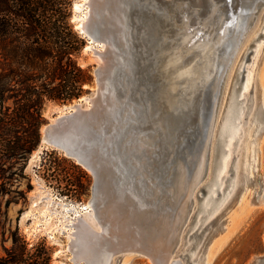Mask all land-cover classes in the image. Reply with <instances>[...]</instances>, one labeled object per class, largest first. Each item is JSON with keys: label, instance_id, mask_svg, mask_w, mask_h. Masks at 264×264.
Instances as JSON below:
<instances>
[{"label": "rangeland", "instance_id": "1", "mask_svg": "<svg viewBox=\"0 0 264 264\" xmlns=\"http://www.w3.org/2000/svg\"><path fill=\"white\" fill-rule=\"evenodd\" d=\"M85 1L86 0H72L70 11L71 23L75 27V30L85 38L86 45H90L87 50L84 49L82 51L80 58L81 65L89 68L93 76V82L91 85L86 86V94L83 96L88 100L81 102L79 99L70 104L63 105L55 103L48 104L44 111V124L54 123L63 112L69 114L73 113V111L67 110V107L80 104L82 109H89L91 107L90 100L97 94L98 85L95 71L102 64V59L98 55V52H100V50H106L107 44L105 39L108 36L107 34L100 35L95 32L94 36L81 33L83 31L77 29L79 22L84 19V17L87 16V20L91 19L92 7L90 8V12L85 9L78 12L74 11V5L76 3L82 4ZM115 1H111L110 3L112 4L109 3V6L107 5L103 14L100 15V27H108V20H110L112 16L114 17V3H117ZM213 3L219 7V10H223L226 16L233 21L235 27L240 25L241 34L240 40L224 74L218 94L216 129H219L221 123L224 122L222 118L224 117V111L228 108L234 84L233 82L235 81V76L240 72L238 68L240 64L243 65L242 60H244L246 70L243 71L242 69L241 73L245 76L247 75V71L254 70V83L249 92V109L245 110L248 115L242 123L247 132L244 138V147L241 152L239 151L241 147H239V144L244 140L243 137L236 141L233 149H230L228 143L221 144L218 142L217 146L219 144V146L223 147L218 151L217 155H215L217 147L214 148L216 140L215 138L212 140L209 156L207 158V167L205 168L206 174L204 173L205 176L203 180L198 184L191 197L193 203L190 212H187L188 216L182 227L179 241L168 262L170 263L177 260L181 264H264V127L262 129V121L264 119V30H261L264 26V1L229 0L226 2L225 0H213ZM177 4L178 6L182 5L180 11L173 7L167 10L169 11L168 14L173 17V22L180 29L178 32L182 34L181 42L187 37H193L192 41L188 44L190 48L187 49L189 50L186 49L184 54V56H187L196 50L195 47L197 45L201 42L204 43V32H206V30L209 32L210 30L204 26V22L211 13L209 15L205 13V8L200 3V0H180ZM258 4H260L259 8L257 7L256 9ZM118 5L120 14L118 13L117 20L113 19L116 23H111L109 24V28H106L108 29L107 32L111 30L113 32L112 34L120 38V47L119 49L117 48L116 58L112 65L107 85L109 88V96L112 98L113 102L117 104L121 112L118 115V121L126 128L122 140L123 147L125 146L124 148L126 149L124 150L121 146L120 151L124 150V152L126 151L128 152L127 154H129L126 159V167L129 168V170H127V173H125L123 177L119 176L121 181H118V184L112 182V188L108 193L111 203L117 202L121 205H126V207L131 206V212H135L131 214L133 217L135 215L143 219L145 216L143 222L147 220L148 225V223L150 224V220L152 225L155 226L162 216H168L170 214L168 212L157 213L159 210L155 203H157V197L159 195L156 193H161V197L166 199L169 190L172 189V186L166 185L164 187L160 182L169 178L174 167H177V164L181 163L184 167H187L190 158L195 161V155L198 154L196 153L197 151H195L194 154L188 153L187 160L183 161L179 156L174 155V148L171 147L170 153L164 158L165 164H170L165 170V175L163 172L153 169L155 166L154 160L158 159L155 153L159 151L158 133L156 129H154L155 127H153V129L144 128V125L140 122L138 123L137 121L127 119L135 116L131 108L134 107L136 109L138 106H134V103L129 100V91L118 98L113 89L114 86H118L121 90L128 89L129 87L126 75L124 74V71H127L124 59L126 58L127 48L130 43L128 40L129 30L127 28L125 15L126 5L122 2ZM160 12L164 13L163 10H160ZM188 32L191 33L189 34ZM255 39H257V42H254ZM90 40L102 43L104 46H101V48L96 47L90 44ZM193 44L196 45L194 46ZM259 44L261 46L258 52H256ZM190 45H192V47ZM102 47L104 48L102 49ZM192 60L194 61L189 66L194 65L198 58L188 59L185 63L187 62L188 64V62ZM184 85L185 84H181L180 86L178 85V87L182 88ZM204 90L206 92L207 89L203 88V93L197 96V101L200 102L199 104H203L206 98ZM240 93L241 89L237 94ZM219 99L220 106L218 107ZM257 108L261 109L260 113L263 114V118H261V120L259 118V121L257 120L260 113H255ZM198 119H200L199 122L202 121L203 123L200 116ZM114 123L116 122L114 121ZM128 124H130L129 127H126ZM200 130L205 133V128ZM174 133L177 134L178 132L175 131ZM110 137V132L101 131L97 135L95 133L83 134L79 139L81 141L87 138L95 144V147H99L101 150L107 149L110 154L106 156V159L114 163L117 160L110 152L112 148L109 142ZM181 137L183 136L179 138ZM204 140L205 138H203L202 142H204ZM196 141L199 142V139ZM140 142L143 144L142 150L144 149L141 152L137 149ZM206 143L207 141L205 144ZM107 146H109V148ZM152 150L154 151L152 152ZM226 150H229V152L227 153ZM201 151L203 153V149H201ZM46 152L49 153L46 154ZM50 152L53 153L51 154ZM230 153L233 155L234 160L231 164L229 178L225 181L228 182V185H231V181L235 180L236 165L238 161L241 160V169L244 179L243 185L238 191L234 192L235 189L231 190L227 198L219 195L218 205L221 204L223 200L224 202L216 210H212V214L208 217L199 231L194 234L196 222L203 214V204L209 196V192L206 190L207 185L213 181L211 179L212 174L221 165V160L224 162ZM201 157L202 154L200 158ZM72 164L79 166L85 171L87 176L82 178V188L74 186L72 187V191L68 193L66 189H64V182L70 179L74 181L75 177H78V170L72 167ZM112 169L113 173L111 177L118 178L116 172L114 173V165H112ZM15 170L10 183L11 185L9 187L7 186V188H9V193L4 199L0 198L4 203L7 199L11 201L6 213L5 207H3L4 214L0 217L1 222L6 229H15L18 227L20 233L25 236L26 240L30 243L45 242L52 252L51 264H58V261L73 264V249L77 247L78 227L87 228L91 236V240H88V246L90 247L93 241V234H100L102 231L98 218L95 217V221L91 219V214H93L91 210L94 208L91 203L94 196L93 173L79 164L75 158L68 156L64 150L52 147L37 149L26 162L23 173H21V170ZM162 174L164 176H162ZM29 184L31 188L28 187ZM202 188L206 191L205 195H202ZM145 193L147 197H145ZM200 197L201 199H199ZM140 199L149 200L151 208L137 203V210L146 211L151 209L154 217L149 213L143 217L136 213L132 201L137 202L138 200L140 201ZM153 199L155 203H151ZM117 203L112 205L117 208ZM86 205H91V210L90 208L86 209ZM104 206L107 207V204ZM163 210L166 211V208H163ZM213 219H215V221L207 227V224L211 223ZM73 223L74 227L70 226ZM110 225L112 226L113 224L111 221H108V231L111 237L110 247L112 248L116 244V238L112 231L113 227H110ZM70 228H76V233L69 235L70 231L68 230ZM2 244H5L6 247L11 246V242H3V237L0 235V253H3ZM101 251L100 254L102 255L103 250ZM56 253H59L57 254L58 256H56ZM113 255L110 264H154L149 256L142 254L129 256L127 252ZM198 256L199 259H197ZM100 257V262L105 258L104 264H109V262H106L108 259L104 255ZM82 261V263H85L84 260Z\"/></svg>", "mask_w": 264, "mask_h": 264}, {"label": "water", "instance_id": "2", "mask_svg": "<svg viewBox=\"0 0 264 264\" xmlns=\"http://www.w3.org/2000/svg\"><path fill=\"white\" fill-rule=\"evenodd\" d=\"M107 1L110 2L111 0ZM179 1L180 0L115 1L117 4L122 2L126 5L125 15L127 28L129 30L128 40L130 43L127 48L126 58L124 59L125 68L127 69V71H124V74L126 75L129 87L128 89L121 90L118 86H114L113 89L118 98L129 91V100L134 103V106H138L136 109L134 107L131 108L135 116L127 119L137 121L138 123L140 122L144 125V128L153 129V127H155L154 129H156L159 138V151L155 152L158 159L154 160L155 166L153 169L163 172V174L170 165L165 164L164 158L170 153L171 147L174 148V155L179 156L183 161L187 160L188 153L194 154V152L201 147L204 131L200 130L202 129V121L199 122L198 118L200 116L202 120H205L210 110L208 96L204 99L203 104H199L200 102L197 101V94H195L197 96L192 98V96L186 93L181 87L173 92L172 89L169 88V83L167 81L168 74L166 70H164V66L172 48L176 45L180 46L182 51L189 48L188 42L180 44L182 34L178 32L180 29L173 22V17L168 14L169 11L167 10L173 7L180 11L182 5L178 6L177 2ZM225 1L228 2L229 0ZM97 3H99V0L92 1L91 19L95 16ZM200 3L204 6L205 13L209 15L213 8L212 0H200ZM259 5L260 4L257 5L258 8ZM160 10H163L164 13H161ZM210 17L211 16H208V18ZM85 30L87 34L94 35L95 32L100 35L107 34L108 36L105 39L107 44L106 50L101 53L98 52V55L102 59V64L95 71L98 85L97 94L91 99L92 106L89 109H82L78 106L77 111L71 115L61 117L54 123L44 124L41 129V141L38 149L52 147L64 150L68 156L75 158L79 164L90 170L94 175V196L91 203L97 211V218L100 222L102 231L100 234H93L92 245L91 248H89V252L91 251L93 254L91 259L93 263L95 255L97 254L98 257L101 255V250H103L101 256L103 257L104 255L108 260H110L113 254L119 255L126 251L122 248L112 249L113 247H110L111 237L108 231V223L101 215L99 207L102 205V202L105 201L108 190H111L112 182L118 184V181H121L119 176L123 177L124 174L127 173V170H129V168L126 167V159L129 154H127L128 152L126 151V153L124 152L126 148H124L125 146L123 147L122 144L126 128L118 121V115L121 112L117 104H115L109 96V88L107 85L112 65L116 58L117 48L119 49L120 47V38L112 34L113 32L111 30L107 32L104 27L92 28L88 26L85 27ZM208 33L207 31L205 32L204 40L207 38ZM244 77V74H242V77L238 81V89L241 87V82L244 80ZM169 98L172 99V107L168 104ZM114 121L116 123H114ZM129 125L130 124L126 127H129ZM101 131L111 133L109 142L112 148L110 152L112 156L116 158V163L106 159V156L110 154L107 149L101 150L99 147H95V144L87 138L81 141L79 139L83 134L95 133L97 135ZM175 131L178 133L175 134ZM180 136L183 137L179 138ZM197 139H199V142L196 141ZM121 146L124 148L123 151H120ZM107 147L109 148V146ZM219 149L220 146L218 144L215 155H217ZM112 165H114V173L116 172L118 178L111 177L113 173ZM176 168L175 166L169 178L161 182L159 181L162 186L165 187L166 185H170L175 189L174 184L177 176ZM187 170L189 175H191L192 165H188ZM163 174L162 176L165 175ZM203 189L204 188L201 189L203 191L202 195H205L206 191ZM145 197H147L146 193ZM199 199H201V197ZM132 202L139 216L143 217L149 213L154 217L151 209L146 211L137 210V203L151 208L149 200L140 199V201ZM168 202L170 201L167 195L164 204L167 203V205H170ZM149 222L151 221L149 220ZM140 243L138 242V244ZM135 252L149 256L152 262L157 264V261L149 253L144 251L141 244L139 247L135 248Z\"/></svg>", "mask_w": 264, "mask_h": 264}, {"label": "bare ground", "instance_id": "3", "mask_svg": "<svg viewBox=\"0 0 264 264\" xmlns=\"http://www.w3.org/2000/svg\"><path fill=\"white\" fill-rule=\"evenodd\" d=\"M92 1L93 0H86L82 4L76 3L74 5V11L78 12L85 9L86 11L88 10V12H90L91 10L90 8L92 7L91 6ZM104 1L105 0H99V3H97L96 5L97 8H96L95 16L92 19L87 20V16H86L84 17V19H82L79 22L77 29L82 30L83 32L81 33H85L86 31L85 27L88 26L92 28L100 27L99 24L100 15L103 14L104 10L107 8V5L109 6V3L112 0L110 2H108L107 0L105 2ZM114 1L115 0H113L112 2ZM212 6L213 8L211 11L212 14L210 15L211 17L207 18L206 21L204 22V26L210 29L207 38L204 40V43L200 41L201 43L195 47L196 50L187 56H184L186 50L182 51L181 47L176 45L171 50V53H169L164 66V70H166L168 74L167 81L169 83V88H171L173 92L178 90L179 88L178 85L180 86L181 84H185L182 87V89L193 98L194 96L203 93L202 89L205 88L207 89L206 92L204 90L206 95L205 97L208 96L209 104H210L209 114L207 118L203 120L202 123L203 128H205V133H204L205 140L204 142H202L201 147L196 152L198 155H195L196 156L195 158L193 157L195 161L191 160L190 158L188 162L189 166L192 165L191 175H189V173L187 172L188 166L184 167V165H182L181 163L177 164V176H176V182L174 184L175 189L172 188L171 190H169V193L167 194L170 201L168 202V204L170 205H167V203L164 204L166 199L164 197L163 198L161 197L162 195L161 193L159 194L156 193L157 195H159L157 197V203H155L154 199L151 200V203L154 202L158 206L159 211L157 210L158 211L157 213L168 212L170 214L168 216H162L157 221L155 226L152 225V222H150V224L148 223L147 225V220L143 222V219L145 220V216L142 219L135 215L134 217L131 215L135 213L134 211L133 213L131 212L130 210V208L132 209L131 206L126 207V205H121L120 203L117 202L111 203L109 193H106L107 197L105 198V201L102 202V205L99 207L100 208L99 211L101 215L104 217V220L107 223L108 221L109 222L111 221V223L113 224L112 226L110 225V227H113L112 231L116 238L115 240L116 244L112 249L122 248L126 250L125 252L122 253L128 252V255L130 256V255L138 254L137 252H135V248L139 247L141 244V246L144 248V251L149 253L157 261V264H181L177 260H174L170 263L168 262V260L170 259V256L172 255V252L179 241L182 227L188 216L187 212L188 211L190 212V208L193 203L191 197L193 196L194 191L197 188L198 184L201 182V180H203L206 174L205 168L207 167V162H208L207 158L209 156V150L212 140L214 138L216 140L214 148H216L217 143L220 142L221 144L228 143L230 145V149H233L236 141H238L241 137H243L244 139L247 132L246 129H244L242 123L243 121H245V118L248 115V113L246 114L245 110L249 109V103H248L249 92L254 83V70L247 71V75H245L244 80L241 82V87L238 89V85H239L238 81L242 77L241 71L242 69L243 71L246 70L244 60H242L243 65L240 64L238 68L240 69V72L238 73V75L235 76V81L233 82L234 84L232 88L231 98L228 103V108H226V110L224 111L225 112L224 117L222 118L224 122L222 121L223 123H221L219 129H216V116H217L216 111H217L218 94L220 91L224 74L230 63L232 54L236 49L237 44L240 40L241 34H240V25H237L235 27L233 21L226 16L223 10H219L216 4L213 3V0H212ZM257 7L258 6H256V9ZM118 13L120 14L119 5L117 3H114V11H113L114 17L111 15L113 18L111 17V19L108 20L107 22L108 27H105L106 31H108V29L106 28H109V24L116 23V21L114 22L113 19L115 20L116 18H118ZM261 30H264V26L261 28ZM188 33L190 34L191 32ZM192 38L193 37H187L186 39H184V41L180 42V44H185L186 42L190 43L192 41ZM89 42L90 44H93L99 48H101V46H104L102 43L96 42L94 40H90ZM254 42H257V39H255ZM193 45L195 46L196 44ZM260 46L261 45L259 44L256 52H258ZM88 47H90V45H86L85 49L87 50ZM103 48L104 47H102V49ZM101 51L104 50H100V52ZM193 58L194 59L198 58V60L194 63V65L189 66L194 60L188 62V64L187 62L185 63V61H187L188 59H193ZM240 89H241V93L237 94ZM84 100H88V99L83 97L79 101L82 102ZM171 100H172L171 98L168 99V104L169 106L172 107ZM78 106L80 107V104L67 107L66 109L73 111L74 113L77 111ZM219 106H220V99L218 103V107ZM260 111L261 109L257 108L255 113L259 114ZM66 114L69 113L63 112L58 117L59 118L64 117L63 115ZM71 114L72 113H70L69 115ZM259 118L260 120L261 118H263L262 113L259 114L257 121H259ZM263 127H264V119L262 121V129ZM206 141L207 143L205 144ZM141 143L142 142H140V145L137 146L139 152L144 150V149L142 150L143 144ZM244 143H245V139L241 142V144H239V147L241 146L239 148L240 152L243 150ZM222 147L223 146H220L219 150H221ZM201 149H203V153ZM153 151L154 150H152V152ZM226 151L227 153L229 152V150ZM201 154L202 157L200 158ZM233 160H234L233 155L230 153L226 157L224 162H222L221 160V165H220L221 167L219 166V168H217L216 171L214 170L215 172H213L211 178L213 181L209 185H207L206 188V190L209 192V196L207 197V200L203 204V214L198 218L196 222L194 234L199 231V229L203 226V224L208 219V217L212 214V210L213 211L216 210L224 202L223 200L222 203L218 205L219 202L218 196L222 195L227 198L231 190L235 189L234 192L238 191L240 187L243 185L244 179L241 169L242 166L241 160H239L236 165L235 180L231 181V185H228V182L225 181L226 179L229 178V173L231 172V164ZM116 203H117V208L113 206ZM105 204H107V207L104 206ZM85 207L86 209H89L90 207L92 208L91 205H86ZM163 208H166V211L163 210ZM91 211H93V214H91L92 215L91 219L95 221V219L97 218V211L94 208ZM215 219H213L211 223L207 224V227L208 225H211L215 221ZM70 226L74 227V223ZM68 231H70L69 235H71L73 233H76L77 230L76 228H70ZM77 237H78V241L76 242L77 247L73 249L74 252L73 264H104L105 263L104 262L105 258L103 259L102 262H100L101 255H99L98 257L97 254L95 255L94 257L95 260L92 263L91 259L93 254L91 251L89 252V248L91 247L88 246L89 245L88 240H91V236L87 231V228L85 229L78 227ZM137 241L139 243L140 242L142 243L138 244ZM57 254L59 253H56V256H58ZM113 256L114 255H112L111 257L113 258ZM197 259H199V256ZM82 260H84L85 263H82L83 262ZM110 260H107L106 262H109L110 264L111 262ZM58 264H67V263L63 261H58Z\"/></svg>", "mask_w": 264, "mask_h": 264}, {"label": "trees", "instance_id": "4", "mask_svg": "<svg viewBox=\"0 0 264 264\" xmlns=\"http://www.w3.org/2000/svg\"><path fill=\"white\" fill-rule=\"evenodd\" d=\"M72 0H0V198L9 193L15 169L38 149L48 104H70L86 94L93 82L80 63L86 40L71 23ZM49 152H46L48 154ZM51 154L53 152H50ZM18 167V168H17ZM64 189L82 188L87 174L79 166ZM61 184V182H60ZM31 188L30 184L28 186ZM11 204L0 200V217ZM0 264H51L45 242L30 243L18 227L0 220Z\"/></svg>", "mask_w": 264, "mask_h": 264}]
</instances>
